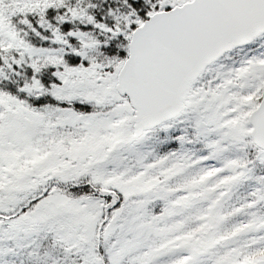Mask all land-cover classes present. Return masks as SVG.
Masks as SVG:
<instances>
[{
    "label": "snow or ice",
    "instance_id": "snow-or-ice-1",
    "mask_svg": "<svg viewBox=\"0 0 264 264\" xmlns=\"http://www.w3.org/2000/svg\"><path fill=\"white\" fill-rule=\"evenodd\" d=\"M0 264H264V0H0Z\"/></svg>",
    "mask_w": 264,
    "mask_h": 264
}]
</instances>
